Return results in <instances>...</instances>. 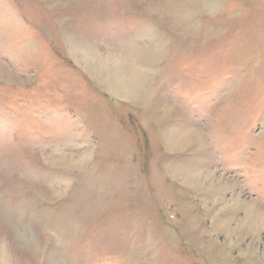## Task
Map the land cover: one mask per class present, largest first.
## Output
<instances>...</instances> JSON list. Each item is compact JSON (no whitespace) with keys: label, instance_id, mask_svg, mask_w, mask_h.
I'll return each instance as SVG.
<instances>
[{"label":"rangeland","instance_id":"rangeland-1","mask_svg":"<svg viewBox=\"0 0 264 264\" xmlns=\"http://www.w3.org/2000/svg\"><path fill=\"white\" fill-rule=\"evenodd\" d=\"M0 264H264V0H0Z\"/></svg>","mask_w":264,"mask_h":264},{"label":"bare ground","instance_id":"bare-ground-1","mask_svg":"<svg viewBox=\"0 0 264 264\" xmlns=\"http://www.w3.org/2000/svg\"><path fill=\"white\" fill-rule=\"evenodd\" d=\"M107 68V67H106ZM112 69H114V68H112ZM118 67L116 68V69H114V70H116V71H118ZM106 71H108V69H99V70H96V72L94 73L95 75H96V77H98V76H100L101 77V75H103V74H105L106 73ZM116 71H112V73H109L110 75H112V74H114L115 75V72ZM138 71V70H137ZM118 72H116V74H117ZM121 73V72H120ZM122 74V73H121ZM131 74V73H130ZM139 72H137V74L136 73H134V72H132V80H130L131 82H133V84L132 85H134V86H132V87H134L132 90H130V91H128V94H129V96H131V97H134L133 95L134 94H132L133 92H135L136 91V88L139 86V83H140V80H139ZM120 80H122V82L124 83L125 81H123V80H125V77L124 78H122V79H120ZM123 92H124V94H125V89L123 90Z\"/></svg>","mask_w":264,"mask_h":264}]
</instances>
